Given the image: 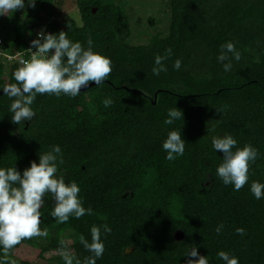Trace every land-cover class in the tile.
Instances as JSON below:
<instances>
[{
	"label": "trees",
	"instance_id": "1",
	"mask_svg": "<svg viewBox=\"0 0 264 264\" xmlns=\"http://www.w3.org/2000/svg\"><path fill=\"white\" fill-rule=\"evenodd\" d=\"M66 1L38 0L35 9L18 12L10 46L1 38L6 52L25 51L41 29L59 33L66 27L68 38L85 47L91 38L93 50L111 58L113 71L105 86L76 98L37 96L32 105L37 115L24 126L11 122V100L0 96V167L22 173L59 145L65 161L60 174L66 183L80 185L93 215L56 223L46 196L41 208L46 244L22 241L12 258L39 246V257L47 259L64 241L82 261L90 253L80 236L90 242V228L107 223L112 232L102 237L105 252L97 264H187L193 246L210 264H222L221 250L238 256L240 264H264V200H256L248 184L239 192L224 186L216 176L223 154L211 150L212 137L224 134L238 147L251 144L260 156L250 166L249 184L264 183V0H169L168 35L152 36L146 45L130 44L125 10L107 0H72L81 24L51 21L61 16ZM10 15L0 16V23ZM227 41L241 52L230 72L217 61ZM169 48L168 71L154 76V57ZM176 59L182 61L180 71L173 70ZM19 66L0 57V86L15 83L12 72ZM106 98L113 101L108 108ZM175 107L183 119L165 125L167 111ZM171 130H181L186 142L184 156L175 162L161 149ZM237 228L245 229L243 238ZM179 231L182 241L175 239ZM68 233L71 243L64 239Z\"/></svg>",
	"mask_w": 264,
	"mask_h": 264
},
{
	"label": "clouds",
	"instance_id": "2",
	"mask_svg": "<svg viewBox=\"0 0 264 264\" xmlns=\"http://www.w3.org/2000/svg\"><path fill=\"white\" fill-rule=\"evenodd\" d=\"M37 3L38 0H0V16L26 7L35 9ZM86 44L85 47L80 41L69 39L68 32L64 31L49 33L41 29L36 34V39L30 41V58L21 60L20 66L12 72L15 83L0 86V91L11 100L8 111L13 124L24 126L25 122L34 120L37 113L32 105L37 96L76 98L81 95V89L88 88L90 83H94L95 88L105 86L104 82L113 71V62L109 56L93 50L94 42L91 38ZM171 54L172 49L169 48L165 55L154 57L151 69L154 76L168 71L165 60ZM240 59L241 52L232 41L220 46L217 61L225 72L231 71L232 60L238 62ZM181 69L182 61L176 59L173 70ZM112 104L111 98L103 100L105 108ZM181 119L183 113L175 107L167 111L163 123L171 126ZM185 145L181 130L169 131L161 145L162 151L166 153L165 159L175 162L183 157ZM237 145L238 141L230 134L212 137L211 150L223 154L222 162L216 168V176L224 186H232V190L236 192L248 184L251 195L256 200H264V183L253 180L249 184L250 166L259 158V150L251 144L243 147ZM64 162L61 147L53 145L49 151L38 156V161H32L22 173L15 166L0 167V264H17L12 253L22 241L48 236L47 229L41 228V208L46 196H50L53 202L49 215L56 223L66 224L70 219L79 220L93 215V209L84 206L80 185L74 180L66 183L64 176L60 174ZM223 228V224L216 227L217 236L221 235ZM111 232V227L104 223L90 228V242L81 235L80 243L90 253L82 261L76 259L67 250L65 242L61 241L57 251L63 264H97L105 252L102 237ZM236 235L243 238L246 235L245 229L237 228ZM185 257L187 264H210L208 257L199 255L195 246ZM217 258L222 264H240V258L230 251H218Z\"/></svg>",
	"mask_w": 264,
	"mask_h": 264
},
{
	"label": "rangeland",
	"instance_id": "3",
	"mask_svg": "<svg viewBox=\"0 0 264 264\" xmlns=\"http://www.w3.org/2000/svg\"><path fill=\"white\" fill-rule=\"evenodd\" d=\"M116 4L125 10L127 17L129 19L133 36L129 41L132 45H146L149 39L153 35L159 34L162 37L168 35L169 26H170V7L169 0H107ZM26 2V0H25ZM17 10L14 13H11L10 20L3 19L0 23V38H2L7 45L10 46L11 40L14 36L13 34V20L18 12L22 11ZM78 9L75 3L72 0H67L65 5L62 8L61 16L58 18V21L63 22L66 20L77 19ZM153 20L154 28L150 29L148 24L149 21ZM153 25V26H154ZM151 31V33L149 32ZM71 233H68L64 239L67 243H71ZM35 244L43 246L46 244L45 238H35ZM38 246V247H39ZM38 247H31L30 249L24 248L19 251L15 256L17 263L24 261H30V264H50L47 259H51L54 264H57V259H61L58 252H53L46 254L45 258L42 259L39 257V252H37ZM74 255V252L70 249ZM75 257V255H74Z\"/></svg>",
	"mask_w": 264,
	"mask_h": 264
},
{
	"label": "built area",
	"instance_id": "4",
	"mask_svg": "<svg viewBox=\"0 0 264 264\" xmlns=\"http://www.w3.org/2000/svg\"><path fill=\"white\" fill-rule=\"evenodd\" d=\"M4 46H5V44H4L3 40L0 38V57L5 61L16 63V64L20 65L21 60H27L31 56V52L29 51L30 45L25 51L20 52L16 55H10L9 53L6 52V50H3L2 48ZM33 51H35V50L33 49Z\"/></svg>",
	"mask_w": 264,
	"mask_h": 264
},
{
	"label": "water",
	"instance_id": "5",
	"mask_svg": "<svg viewBox=\"0 0 264 264\" xmlns=\"http://www.w3.org/2000/svg\"><path fill=\"white\" fill-rule=\"evenodd\" d=\"M2 49H3V50H6V49H7V45H5ZM94 86H95L94 83H90L89 87H88V88H82V89H81V92H84V91H86V90H88V89H90V88H92V87H94ZM2 95H4V93H3L2 91H0V96H2ZM175 239H176L177 241H182V240L184 239V234H183L181 231L177 232V233L175 234Z\"/></svg>",
	"mask_w": 264,
	"mask_h": 264
},
{
	"label": "flooded vegetation",
	"instance_id": "6",
	"mask_svg": "<svg viewBox=\"0 0 264 264\" xmlns=\"http://www.w3.org/2000/svg\"><path fill=\"white\" fill-rule=\"evenodd\" d=\"M94 13H96V10H94ZM51 21H58V18H52ZM66 21H68V20H66ZM58 22H60V21H58ZM63 22H64V21H63ZM76 22H78V24H81V23H82V20H81V16H80V14H79V11H78V14H77ZM60 23H61V22H60ZM148 24H149V26H150V29H152V28L155 27V25L153 24V20L149 21ZM153 25H154V26H153ZM65 29H66V27H61V30L64 31ZM149 32L151 33L150 30H149ZM155 35H156V34H155ZM155 35H153V36H155ZM157 35H159V34H157Z\"/></svg>",
	"mask_w": 264,
	"mask_h": 264
}]
</instances>
